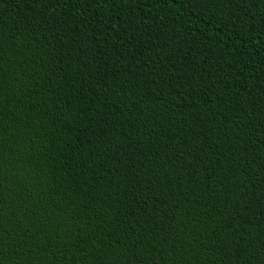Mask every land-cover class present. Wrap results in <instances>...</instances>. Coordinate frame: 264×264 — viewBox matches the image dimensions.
Here are the masks:
<instances>
[{
	"label": "trees",
	"instance_id": "16d2710c",
	"mask_svg": "<svg viewBox=\"0 0 264 264\" xmlns=\"http://www.w3.org/2000/svg\"><path fill=\"white\" fill-rule=\"evenodd\" d=\"M0 264H264V0H0Z\"/></svg>",
	"mask_w": 264,
	"mask_h": 264
}]
</instances>
